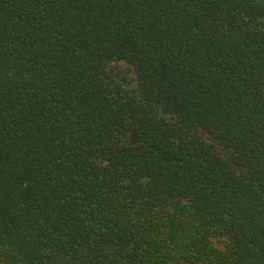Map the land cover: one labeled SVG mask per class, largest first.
<instances>
[{"label": "trees", "instance_id": "16d2710c", "mask_svg": "<svg viewBox=\"0 0 264 264\" xmlns=\"http://www.w3.org/2000/svg\"><path fill=\"white\" fill-rule=\"evenodd\" d=\"M0 264H264V0H0Z\"/></svg>", "mask_w": 264, "mask_h": 264}]
</instances>
